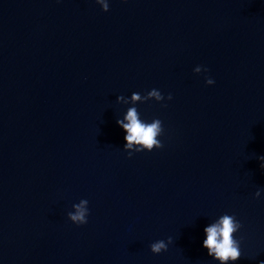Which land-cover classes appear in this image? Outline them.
<instances>
[{"label": "water", "instance_id": "obj_1", "mask_svg": "<svg viewBox=\"0 0 264 264\" xmlns=\"http://www.w3.org/2000/svg\"><path fill=\"white\" fill-rule=\"evenodd\" d=\"M106 2L0 0V264H220L224 214L262 264L264 0ZM130 108L161 148L129 156Z\"/></svg>", "mask_w": 264, "mask_h": 264}, {"label": "clouds", "instance_id": "obj_2", "mask_svg": "<svg viewBox=\"0 0 264 264\" xmlns=\"http://www.w3.org/2000/svg\"><path fill=\"white\" fill-rule=\"evenodd\" d=\"M97 3L102 5L104 11H108V3L106 0H96ZM197 73L201 72V68L195 69ZM207 71V69H205ZM206 83L211 85L214 83L212 79H206ZM133 99H140L141 95L138 93L132 94ZM155 98L156 101H161L164 97L161 93L153 89L148 92L147 96H144L141 102ZM119 100L125 99L123 96L118 97ZM168 99H172L169 94ZM129 123L125 124L123 120H117V124L127 133L125 136L126 144L124 149L128 151L131 157L132 152H141L144 150L151 151L153 148H161L163 145L160 140L157 139L163 129L162 122L159 119H154L151 123L142 122L138 118L136 108H130L125 117ZM135 145V147H134ZM259 160L262 161L260 167L264 169V156H260ZM260 196V192L255 194ZM87 200H81L79 204L73 205L76 209L75 213H68V218L76 224L87 223L88 208ZM242 225L235 219L233 215L224 214L217 221L209 224L205 227L206 239L203 241V247L208 250V255L213 259L218 260L220 264H228L229 261L235 262L241 257L240 241L234 239V233H236ZM168 243H171L169 238ZM151 251L154 254H159L162 251H167V244L164 241H157L151 246ZM264 264V262H262Z\"/></svg>", "mask_w": 264, "mask_h": 264}]
</instances>
